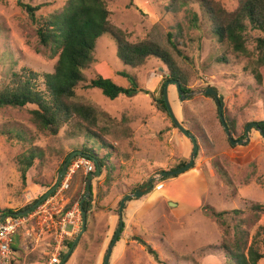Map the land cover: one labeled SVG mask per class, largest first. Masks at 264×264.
I'll list each match as a JSON object with an SVG mask.
<instances>
[{
	"label": "rangeland",
	"instance_id": "374dc122",
	"mask_svg": "<svg viewBox=\"0 0 264 264\" xmlns=\"http://www.w3.org/2000/svg\"><path fill=\"white\" fill-rule=\"evenodd\" d=\"M19 1L0 0V87L10 83L14 73L25 71L36 76L35 84L43 90L44 75L54 71L57 57L52 58L50 51L39 44L38 27ZM65 1L26 2L43 6L37 12L40 17L60 9ZM211 1L228 13L235 12L239 5V0ZM109 9L111 20L128 34L131 43L150 40L159 44L173 54L185 71L189 80L188 98L181 100L176 86L170 85L169 100L179 122L199 138V152L190 170L162 180L163 171L189 162L193 150L191 141L146 93L159 88L168 68L155 57L146 58L135 68L125 65L114 37L101 36L84 69L85 81L77 88V100L99 112L102 128L99 132L112 148L101 149L94 139L85 143L108 157L111 182L106 183V170L93 178V202L87 213L86 230L81 234L79 206L80 222L76 229L72 226L67 229L69 235L59 252L60 263L67 242L75 241L81 234L64 264H104L120 225L121 201L143 188L151 178H157L154 186L164 183V187L126 203L123 232L109 264H233L222 248L233 246L236 241L241 252L247 254L253 244L264 254V137L252 128L247 143L231 145L216 100L200 93L208 86L219 93L224 116L236 127L231 132L234 139L245 140L247 127L264 121V81L260 84L254 76L259 58L255 40L264 37V32L248 31L247 54H237L213 37L196 0H113ZM194 14L197 23L192 21ZM170 33L190 62L178 57L169 41ZM100 62L115 71L114 80L123 88H130L132 83L119 72L136 78L137 95L132 98L121 95L112 100L98 88H87L96 73L103 76L96 67ZM32 108L35 106L0 108L1 210L19 213L41 199L48 187L56 184L66 156L85 141L72 123L56 136L40 131L28 113ZM32 148L43 151V157L35 160L24 185L19 158ZM215 163L229 174L231 185H226L216 172ZM89 174L80 169L73 175L69 189L50 203L55 210L63 212L71 200H76L72 208L80 204L78 199L86 193ZM147 199L151 201L144 205ZM207 208L226 212V226L208 214ZM139 240L155 250L159 261ZM13 244L18 251L13 252L8 264H51L57 253L55 230L36 226L33 221L17 231ZM258 264H264V258Z\"/></svg>",
	"mask_w": 264,
	"mask_h": 264
},
{
	"label": "trees",
	"instance_id": "16d2710c",
	"mask_svg": "<svg viewBox=\"0 0 264 264\" xmlns=\"http://www.w3.org/2000/svg\"><path fill=\"white\" fill-rule=\"evenodd\" d=\"M26 1L20 0L18 3L37 25L36 33L39 44L50 51L52 58L57 57V62L54 71L44 75L43 90H39L35 84L37 81L35 75L25 71L14 73L10 83L1 84L0 108L24 109L30 105L35 106V108L28 110L31 121L40 131L49 135H58L65 125L72 123L74 128L78 130L77 133L85 141L84 144L75 147L66 156L64 162L60 164L58 174L62 171L69 157L73 153L78 152L81 154L79 156L89 157L93 161L94 171L97 168H100L101 172L106 170V183L110 184L111 171L107 164L108 157L106 155L101 156V152L90 144L85 143L90 139H94L97 144H101V149L112 148L111 144L99 132L100 129L102 130L99 126V112L95 107L77 100V88L85 81L83 72L91 58L92 52L95 50L97 40L103 35L109 34L113 36L118 46V55L121 61L130 67L139 66L148 57H155L166 64L168 74L163 78L159 88L154 92L147 91L146 93L151 94L150 96L156 108L166 113L169 117L164 99L165 84L167 81L176 80L180 83L182 91L187 94L190 92L188 77L173 54L159 44L150 40L140 43H131L129 41L128 34L111 20L112 12L109 9V5L113 0H66L60 9L40 17L37 16V12L43 6H33ZM196 2L208 20L213 37L220 43H226L237 54H247L248 31L261 30L264 32V0H239L238 8L233 13H228L221 7H215L216 5H213L211 0H196ZM197 20L198 17L194 14L192 21L197 23ZM168 38L178 57L185 62H190L184 50L180 48L181 44L173 42V34L170 33ZM255 45L259 58L256 61L254 76L256 81L262 84L264 81V37L256 38ZM222 60H225V58H222ZM118 75L128 77L132 83L131 87L128 89L123 88L114 79L104 78L98 73L91 78L86 87L98 88L103 91L106 97L112 100L119 98L121 95H126L128 98L136 96L139 92L136 78L130 77L126 72H119ZM221 103L223 105L222 99ZM225 120L230 131L234 132L235 124L229 121L227 117H225ZM259 126L264 131V121L259 123ZM189 133L191 132L189 131ZM16 137L20 138L19 135H16ZM195 137L198 143L199 138ZM42 157L43 151L32 148L19 158L24 185L27 183L28 171L33 167L35 160ZM188 163L183 161L170 171L182 168ZM214 168L226 185L232 184L229 174L219 164L215 163ZM176 177L173 176L171 178ZM52 187L48 188L51 189ZM82 198L83 195L78 200L81 201ZM36 202L27 206L23 211L30 209ZM75 202L76 200H71V203L62 213L65 214L70 211ZM92 202L93 187L91 186L90 200L86 201L82 206L79 204L81 211L89 213L92 208ZM207 210V213L218 220L220 225L226 226V212L218 213L214 210L211 211L209 208ZM16 213L13 210L0 209V216H14ZM121 232H123V229ZM139 241L159 261V256L155 250L146 242ZM73 242H67V250L62 255V259L73 245ZM239 248L240 243L237 241L233 246L225 245L222 248L225 251V257L233 264H258L264 258V254L256 250L253 244L247 254L239 251ZM17 251L16 246L12 244V256L13 252Z\"/></svg>",
	"mask_w": 264,
	"mask_h": 264
},
{
	"label": "water",
	"instance_id": "95a60500",
	"mask_svg": "<svg viewBox=\"0 0 264 264\" xmlns=\"http://www.w3.org/2000/svg\"><path fill=\"white\" fill-rule=\"evenodd\" d=\"M170 85H175L176 86L178 94L180 95V99L181 100L187 99L189 95L185 94L182 91L180 83L178 81L170 80V81L166 82L165 87H164V99H165V103H166V106H167L168 113L170 115V118H171L174 126L184 136H186L191 141L192 146H193V150H192V154H191V157H190V161H189V163L187 165H185L184 167L179 168L177 170H174V171H163L161 173V178L177 176V175L183 174V173L187 172L188 170H190L193 167V165L195 164V159L198 156V152H199V145L197 143L196 137L194 135H192L191 133H189V131L179 122L177 116L174 113V110H173L172 105H171L170 100H169V86ZM200 93L205 94V95H209V96L213 97L216 100L218 108H219V117H220L221 123H222V125H223V127H224V129H225V131L227 133V136H228V139H229L231 145L235 146V145H242V144L247 143L249 141L248 133H249V131L252 128L258 129L260 131L261 135L264 137V131H262L260 129L259 124L258 123H251L247 127V130H246V139L245 140H243V139L235 140L234 137H233V134L231 133V131H230V129H229L227 123H226L225 116L223 114V105L221 103V99L222 98L220 97L219 93L215 89L210 87V86H208L205 90L201 91ZM79 155H81V154L78 153V152H75L69 157V159L64 164L62 171L59 174V177H58V180H57L56 184L51 189H49L48 192L41 199H39L30 209H27L25 211L16 213L15 215L18 216V217H26V216L30 215L33 211H35L42 203L47 201L50 198V196L59 189L64 177L66 176V174L68 172V168H69L70 163L73 161V159L76 156H79ZM100 175H101L100 168H97L96 172L90 173L88 175L87 184H86V193L83 196V198L81 199V202H80L81 206L86 201L90 200L92 180H93V178H96V177H98ZM155 179H157V178H151L150 181L143 188H141L139 190H136L132 194L126 195L123 198V200L121 201L120 208H119L120 225H119V227H118V229H117V231L115 233V236H114V238L112 240L110 248H109V250H108V252L106 254V258H105L104 264H109L110 263L111 255H112V252H113V248L115 247L116 243L118 242L119 236H120L121 231H122V228L124 227V222H123V217H122L123 215L122 214H123V210H124V207H125L126 203L129 200H132V199H140V198L144 197L146 194H148L149 192H151L154 189ZM86 227H87V212L84 211V212H82V231H81V234L83 232H85ZM80 235L73 242V245L68 250L67 254L65 255V257L63 258V260H62V262L60 264H64L66 262V260L70 257V255L72 254V252L74 250V247H75L76 243L79 241Z\"/></svg>",
	"mask_w": 264,
	"mask_h": 264
},
{
	"label": "built area",
	"instance_id": "2783aa9c",
	"mask_svg": "<svg viewBox=\"0 0 264 264\" xmlns=\"http://www.w3.org/2000/svg\"><path fill=\"white\" fill-rule=\"evenodd\" d=\"M80 169H85L86 173H92L95 170L93 161L89 157L79 156L72 165L68 168V172L64 177L59 189L55 193V197L50 198L45 203H42L31 215L28 217L14 216H0V264H8L12 256L13 236L29 221H33L34 225L47 227V229L55 230L57 246L56 254L51 259V264H59V252L62 249L63 240L69 226L76 229L79 225L81 213L79 205H76L70 211L62 215V210H55L50 204L58 195L65 192L70 187V182ZM164 183H157L154 186L155 190H160ZM51 205L48 208V205ZM56 211V212H55ZM58 217V218H57ZM43 232V230H42Z\"/></svg>",
	"mask_w": 264,
	"mask_h": 264
},
{
	"label": "crops",
	"instance_id": "0c3cea01",
	"mask_svg": "<svg viewBox=\"0 0 264 264\" xmlns=\"http://www.w3.org/2000/svg\"><path fill=\"white\" fill-rule=\"evenodd\" d=\"M96 67H97V70L98 71H100V72L103 73L104 78H112V79H115V75H114V72L115 71H113L112 68L109 65H107L105 62H100ZM132 200H134V199H132ZM149 201H151V200L150 199L149 200L147 199L146 200V203H144V205L145 204H148Z\"/></svg>",
	"mask_w": 264,
	"mask_h": 264
},
{
	"label": "bare ground",
	"instance_id": "6f19581e",
	"mask_svg": "<svg viewBox=\"0 0 264 264\" xmlns=\"http://www.w3.org/2000/svg\"><path fill=\"white\" fill-rule=\"evenodd\" d=\"M164 187V186H163ZM163 187L160 189V190H162L163 189ZM160 190H157V191H160Z\"/></svg>",
	"mask_w": 264,
	"mask_h": 264
},
{
	"label": "clouds",
	"instance_id": "9594fccd",
	"mask_svg": "<svg viewBox=\"0 0 264 264\" xmlns=\"http://www.w3.org/2000/svg\"><path fill=\"white\" fill-rule=\"evenodd\" d=\"M70 166V165H69ZM31 215V214H30ZM29 216V215H28ZM27 217V216H26Z\"/></svg>",
	"mask_w": 264,
	"mask_h": 264
}]
</instances>
